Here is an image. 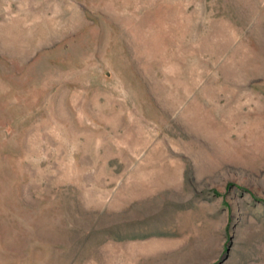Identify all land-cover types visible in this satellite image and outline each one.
Instances as JSON below:
<instances>
[{"label":"rangeland","instance_id":"obj_1","mask_svg":"<svg viewBox=\"0 0 264 264\" xmlns=\"http://www.w3.org/2000/svg\"><path fill=\"white\" fill-rule=\"evenodd\" d=\"M0 264H264V0H0Z\"/></svg>","mask_w":264,"mask_h":264}]
</instances>
